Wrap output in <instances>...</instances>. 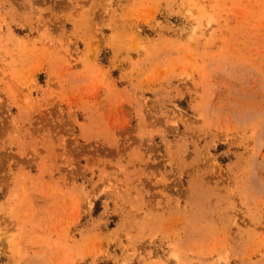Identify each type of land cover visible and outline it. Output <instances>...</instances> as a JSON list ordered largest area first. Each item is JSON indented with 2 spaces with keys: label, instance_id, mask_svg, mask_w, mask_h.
I'll use <instances>...</instances> for the list:
<instances>
[{
  "label": "rangeland",
  "instance_id": "obj_1",
  "mask_svg": "<svg viewBox=\"0 0 264 264\" xmlns=\"http://www.w3.org/2000/svg\"><path fill=\"white\" fill-rule=\"evenodd\" d=\"M0 264H264V0H0Z\"/></svg>",
  "mask_w": 264,
  "mask_h": 264
}]
</instances>
